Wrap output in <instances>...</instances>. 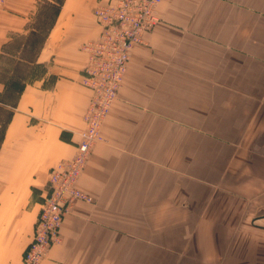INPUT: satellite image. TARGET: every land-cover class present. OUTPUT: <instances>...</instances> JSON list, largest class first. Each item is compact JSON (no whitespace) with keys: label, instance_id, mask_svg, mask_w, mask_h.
Masks as SVG:
<instances>
[{"label":"crops","instance_id":"obj_1","mask_svg":"<svg viewBox=\"0 0 264 264\" xmlns=\"http://www.w3.org/2000/svg\"><path fill=\"white\" fill-rule=\"evenodd\" d=\"M44 1L58 7L35 58L13 54L45 72L24 82L5 120L0 264H24L50 170L75 153L92 95L80 45L97 35L93 9L106 0H6L0 61L36 31ZM158 10L78 181L94 201L73 203L42 264H264V0Z\"/></svg>","mask_w":264,"mask_h":264},{"label":"built area","instance_id":"obj_2","mask_svg":"<svg viewBox=\"0 0 264 264\" xmlns=\"http://www.w3.org/2000/svg\"><path fill=\"white\" fill-rule=\"evenodd\" d=\"M6 0H0L3 4ZM162 0H106L93 9L99 27L97 35L81 44L87 54L82 83L92 95L78 132L76 151L50 171L47 195L35 223L33 237L24 252V264H42L50 249L61 242L66 213L77 200L94 201L78 187V181L97 143L102 127L118 96L131 51L160 21Z\"/></svg>","mask_w":264,"mask_h":264},{"label":"rangeland","instance_id":"obj_3","mask_svg":"<svg viewBox=\"0 0 264 264\" xmlns=\"http://www.w3.org/2000/svg\"><path fill=\"white\" fill-rule=\"evenodd\" d=\"M57 7V3L54 2L44 1L42 3V10L39 13L38 19L36 18L31 24L32 28H36V31L26 36H16L10 49L12 55L16 54L17 57L23 56L29 60L35 58L45 38L47 29L54 19ZM22 44H25V47L27 46V51L22 49L20 53H16V50ZM17 57L14 55L12 57L7 56V58H3L0 61V83L3 82L5 84L4 92L0 93V138L3 137V129L6 124L5 120L9 115L8 112L9 110L10 112L13 111V106L24 82L32 80L45 72V68L42 66L29 68L26 62H20Z\"/></svg>","mask_w":264,"mask_h":264},{"label":"trees","instance_id":"obj_4","mask_svg":"<svg viewBox=\"0 0 264 264\" xmlns=\"http://www.w3.org/2000/svg\"><path fill=\"white\" fill-rule=\"evenodd\" d=\"M3 133H4V129H3ZM2 140V138H0V141Z\"/></svg>","mask_w":264,"mask_h":264}]
</instances>
